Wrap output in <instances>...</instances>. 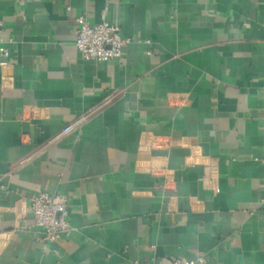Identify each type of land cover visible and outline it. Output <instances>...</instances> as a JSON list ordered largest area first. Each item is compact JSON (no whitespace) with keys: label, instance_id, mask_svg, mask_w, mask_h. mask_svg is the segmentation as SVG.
<instances>
[{"label":"crops","instance_id":"obj_1","mask_svg":"<svg viewBox=\"0 0 264 264\" xmlns=\"http://www.w3.org/2000/svg\"><path fill=\"white\" fill-rule=\"evenodd\" d=\"M105 7L133 40L86 60ZM0 46V264H264V0H0ZM39 192L67 196L54 244Z\"/></svg>","mask_w":264,"mask_h":264},{"label":"built area","instance_id":"obj_2","mask_svg":"<svg viewBox=\"0 0 264 264\" xmlns=\"http://www.w3.org/2000/svg\"><path fill=\"white\" fill-rule=\"evenodd\" d=\"M110 1V0H107ZM104 8L102 20L97 23H91L87 20V12L83 11L75 18V42L74 45L81 56L86 60L110 61L120 58L123 48L132 42L133 38L124 37L119 32V26L116 23L109 22L105 18ZM137 42L149 43V40L137 39ZM8 50L0 46V66H5ZM111 96L106 97L101 103L93 108L80 114L73 121L65 124L60 132L55 136L58 138L73 131L83 121L92 114L100 110L104 105L111 101ZM260 161L263 165L262 180L264 182V148ZM29 209L33 216L32 226L41 230V236L38 241L41 243H56L61 237L69 233V224L67 221V196L65 194H49L47 192H39L31 194L26 198ZM204 258L198 257L196 260H183L175 258L170 264H202ZM134 264H155L148 262L135 261Z\"/></svg>","mask_w":264,"mask_h":264}]
</instances>
